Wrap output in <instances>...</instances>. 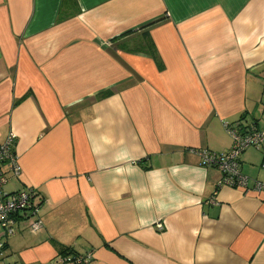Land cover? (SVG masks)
<instances>
[{
	"label": "crops",
	"instance_id": "0c3cea01",
	"mask_svg": "<svg viewBox=\"0 0 264 264\" xmlns=\"http://www.w3.org/2000/svg\"><path fill=\"white\" fill-rule=\"evenodd\" d=\"M227 124L264 126V0H0L4 191L43 221L0 264H264V193L203 162ZM239 161L264 181V144Z\"/></svg>",
	"mask_w": 264,
	"mask_h": 264
},
{
	"label": "built area",
	"instance_id": "2783aa9c",
	"mask_svg": "<svg viewBox=\"0 0 264 264\" xmlns=\"http://www.w3.org/2000/svg\"><path fill=\"white\" fill-rule=\"evenodd\" d=\"M230 137L233 139V146L229 151L216 153L204 149L202 151L203 162L209 166H216L223 174L222 183L244 189H253L258 193H264V181L255 180L252 186L248 185L249 177L241 173L240 154L248 147H259L264 144V126H253L250 130L242 132L236 125H228ZM7 140L0 142V226L3 227L7 235H14L19 222L27 223L33 231L43 228V221L39 218L38 194L33 189L19 190L15 192H5L4 185L8 181L7 172L3 171L8 165L16 176L21 173L18 154L14 149L16 134L9 133ZM264 167V163L262 165ZM221 183V184H222ZM209 202H214L211 198ZM157 228L162 230V223L157 224ZM5 241L0 239V258L3 257ZM92 252L79 255L74 264H89L92 260ZM63 262V259H61ZM60 263V262H59ZM4 264H10L4 262Z\"/></svg>",
	"mask_w": 264,
	"mask_h": 264
},
{
	"label": "trees",
	"instance_id": "16d2710c",
	"mask_svg": "<svg viewBox=\"0 0 264 264\" xmlns=\"http://www.w3.org/2000/svg\"><path fill=\"white\" fill-rule=\"evenodd\" d=\"M234 124V123H233ZM231 125V124H229ZM236 127L238 128H242V126L239 124L238 126L236 125ZM5 243V242H4ZM5 248H6V243H5ZM82 255V253L76 252L75 249H73L72 247H66L65 249H63L61 252H59L58 256H65L68 259L67 260H73L75 259L77 256ZM69 256V257H68ZM91 263V262H90ZM60 264V263H58Z\"/></svg>",
	"mask_w": 264,
	"mask_h": 264
},
{
	"label": "rangeland",
	"instance_id": "374dc122",
	"mask_svg": "<svg viewBox=\"0 0 264 264\" xmlns=\"http://www.w3.org/2000/svg\"><path fill=\"white\" fill-rule=\"evenodd\" d=\"M82 255H84V254H82ZM92 256H94V254H93V252H92ZM69 257V256H68ZM78 257V256H77ZM76 257V258H77ZM58 261H57V263H59L60 262V264H74V260L76 259H73V260H67L68 258L67 257H65V256H58ZM61 259H63V262H61ZM92 259H93V257H92ZM92 261V260H91ZM90 264V263H89Z\"/></svg>",
	"mask_w": 264,
	"mask_h": 264
}]
</instances>
